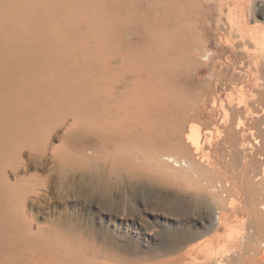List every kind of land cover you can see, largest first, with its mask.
Wrapping results in <instances>:
<instances>
[{"label": "rangeland", "instance_id": "rangeland-1", "mask_svg": "<svg viewBox=\"0 0 264 264\" xmlns=\"http://www.w3.org/2000/svg\"><path fill=\"white\" fill-rule=\"evenodd\" d=\"M229 3L233 1L0 0V18L3 20L0 24V54L19 55L32 50L50 63L52 69L58 67L63 70L60 73L53 71L52 74L42 75L38 72L35 75L34 80L44 82L52 95L48 96L49 116L43 121L40 120L38 128L31 132L29 139L17 144L9 157L12 160L7 162L9 170L13 167L18 168L11 170L12 175L9 176V184L15 193L13 199L15 207L21 206L22 193H27L36 184L44 181L50 186L51 194L46 193L47 196L44 195L40 201L30 200L28 205L30 215L19 212L27 229L35 232L38 231V227L45 228L44 231L54 228L56 232L65 230L64 234L51 236V240L49 239L51 247L46 254L55 255L61 260L75 257L86 264H96L98 259L106 257H111L114 264H170L168 259H175L176 264L195 262L200 261L204 253L211 249H214L215 253L219 252L218 255L232 252L236 243L248 233L251 226L257 225L253 207L257 208L256 211L264 224V213L258 206L264 204V148L260 147L264 129L262 123L261 126L258 125L261 128H254L252 125V121L263 119L264 115L256 117L246 112L247 107L258 112L262 110L260 105L250 99V89L232 88L229 92L232 94V100L234 99L233 105L240 106L238 109L242 110V114H237V118L239 116L246 118L247 126L243 130L248 133L247 139L254 145V151L248 150L246 155L237 156L227 144L217 146V142L224 134L217 130H213L212 133L211 139L213 138L212 141L215 142L212 143L213 146L209 145L207 138L203 136L200 152L192 146L190 151H179L167 141L169 134L163 132L141 147L144 159L138 162L133 158V161H129L126 169H123L124 178L118 179L114 173L117 167H113L110 173L111 190L106 200H93L87 196L88 194L81 192L82 180L76 168V161H68L64 157V153L68 152L77 156L74 153L75 144L62 137L63 129L59 127L64 118L73 121V114L63 112L64 107L57 99L61 82L66 81L67 87L70 88L71 84L79 85L83 80L92 83L97 80L99 82L104 80L107 83L113 81V75L118 72L117 67L110 68L111 71L106 72L103 78L98 77L92 66L94 63L92 56L97 54L108 56L110 53L120 51L122 47L124 50L121 51L131 58L130 66L143 68L144 82L179 85L186 91L183 92L184 101L200 105L201 97H205L213 87L198 83L192 73L191 79H187L188 66L186 58L180 55V40L177 38L179 25L177 14L180 9L190 13L191 18L184 21L196 31L197 26L199 32L202 14H207L214 25L219 22V25L223 26L226 23L225 12ZM256 19L264 21L260 14L256 15ZM77 70L83 75L79 76L80 72ZM73 72L75 74H71ZM203 75L215 77L211 70ZM33 94L36 96L38 93ZM223 98L224 104L229 105L225 94L217 99L215 105L217 117L221 114ZM241 98L246 99V102L241 103ZM205 119L197 115L191 122L182 126L181 133L184 134L188 130L190 123H197L201 129L206 128ZM74 134L79 135L78 130H75ZM258 140L259 143H256ZM47 143L58 148L60 152L58 157L46 156L42 151H38L39 147ZM113 150L121 156V152L112 145L104 151L112 156ZM161 150L163 153H176L179 159L186 161H182V166L173 168L170 165L165 167L168 169L157 167L152 164L150 157ZM192 163L196 166L194 171L189 170ZM129 164L131 167H137L138 178H132L129 174ZM213 167L217 168L218 172L212 170ZM253 184L257 189L254 190ZM203 199H207V206ZM110 202L114 210L110 208ZM102 203L107 205L104 206L105 209L102 208ZM82 204L89 206L88 213L83 211ZM109 208L111 211L122 212L121 214L125 216L143 217L151 226L147 235L154 234L158 237L145 241L138 235L134 236L131 228L121 231L111 227L115 244V249L111 253L108 247L101 244L98 237L90 235V227L103 230L98 221L99 213L101 210H110ZM71 214H74L72 217H76L77 220V216L86 217L82 218L84 228L80 227L72 232L66 230V223ZM220 214L227 220V225H219L215 230L210 229L207 226L209 220L216 221ZM165 216L176 217L179 220L173 226L180 232L186 231L188 241L169 255L154 256L156 253L152 254L151 250L168 247L171 242L172 235L165 231L167 226L162 223ZM194 219L205 220L206 224L201 221L194 222ZM111 230L108 231L109 235ZM44 231L39 234L45 235ZM240 262L242 260L237 263Z\"/></svg>", "mask_w": 264, "mask_h": 264}, {"label": "bare ground", "instance_id": "bare-ground-1", "mask_svg": "<svg viewBox=\"0 0 264 264\" xmlns=\"http://www.w3.org/2000/svg\"><path fill=\"white\" fill-rule=\"evenodd\" d=\"M228 1H233V3H229L228 10L225 12L226 23L223 26H220L219 22L214 25L208 19L207 14H202L198 32L197 26L196 31L184 21V19L191 18L190 13L180 9L177 14L179 24L177 38L180 40V55L186 58L188 66L187 79H191L190 74L192 73L198 83L213 87L211 92L201 97L200 105L184 101L183 95L186 91L179 85L144 82L142 80L143 68L130 66L131 58L121 51L124 50L123 47L120 51L110 53L108 56L103 54L92 56L94 62L92 66L98 77L103 78L106 72L111 71L110 68L117 67L118 72L113 75V81L107 83L104 80L102 82L97 80L92 83L83 80L79 85L71 84L70 88L67 87L66 81L61 82L57 99L64 107L63 112L73 114V121L64 118L59 123V127L63 129L62 137L74 142V153L77 155L75 157L68 152L64 153V157L68 161H76V168L82 180L81 189L83 190L81 192L88 194L87 196L93 200H106L111 190L110 173L113 167H117L114 173L118 179L124 178L123 169H126L129 161L135 159L139 162L144 159L145 155L141 153V147L163 132L169 134L167 141L179 151H190L192 146L200 152L203 136L207 138L208 144L212 145L215 143L212 141L213 138L211 139L213 130L224 133L223 138L217 142V146L227 144L237 156L244 155L248 150L254 151V145L247 139L248 133L243 130L247 126L246 118L242 116L237 118V114H242V110L238 109L240 106L233 105L234 99L232 100L229 90L232 88L250 89V99L260 105L262 110L258 112L254 108L247 107L246 112L256 117L264 115V21L256 19L257 14L264 17V0ZM222 9L223 6H221ZM219 20L222 19L219 18ZM2 22L0 18V24ZM213 38L215 42L212 41ZM213 43L216 45L214 46ZM210 70L215 73L214 78L207 77L208 74L203 75ZM53 71L63 72L58 67L52 69L50 63L32 50L19 55L0 54V264H86L75 257L61 260L55 255L46 254L51 247L49 243L51 236L64 234L65 230H63L64 233L62 231L58 233L55 228L44 231L45 228L38 227V231L35 232L24 226V220L19 212L30 215L28 209L30 200L40 201L44 198L50 189L47 182L42 181L27 193H22L20 207L18 205L15 207L13 202L15 193L9 184L10 171L18 169L17 167L8 169L7 162L12 160L9 157L13 154L17 144L29 139L31 132L38 128L40 120H45L50 112V106L47 107V103L50 101L48 96L52 95L44 82L34 80L35 75L38 72L42 75L52 74ZM74 72L71 74H75ZM165 73L171 77L170 74ZM80 75H83L82 72L79 73ZM33 92L38 94L34 96ZM224 94L229 105L224 104V98L221 99V114L217 117L215 105L217 99ZM242 101L246 102V99H242L241 103ZM211 102H213L212 106ZM197 115L206 118L207 127L201 129L197 123H190L188 130L182 134V126L191 122ZM261 123L264 129V118L252 121L254 128H261L258 126H261ZM75 130H78L79 135L74 134ZM259 140L256 143H259ZM260 144V147L264 148V138ZM111 145L121 152V156L115 150L112 151L113 157L105 153L104 150ZM52 146L47 143L39 147L38 151H42V154L46 156L58 157L60 153L58 148ZM203 156L205 157L204 154ZM150 161L157 167L168 169L165 167L182 166V161L186 160L179 159L176 153H163L161 150L156 151L150 157ZM129 165V174L132 178H138L137 167ZM195 169L196 166L192 163L189 170L194 171ZM216 169L212 168L218 172ZM78 171L77 174H79ZM253 186L254 190L257 189L254 184ZM203 202L206 205L207 199H203ZM104 206L107 205L102 206L105 209ZM258 206L264 213V204ZM81 207L84 212L88 213L90 210L86 204H82ZM112 209H100L98 221L103 226V230L99 231L90 227V235L98 237L101 244L108 247L111 253L115 249L111 227L121 231L131 228L134 236L138 235L145 241L155 240L158 237L154 234L147 235L151 229L148 220L137 215L125 216L121 214L122 212L111 211ZM256 210L257 208L253 207L257 225H252L249 230L247 229L248 233L240 238L232 252L218 255L219 252L215 253L214 249H211L205 252L203 257L201 256L200 261L179 264H264V224ZM73 215L71 214L66 223V230L69 232L76 231L80 227L84 228L85 225L82 218L86 217L77 216V220L76 217H72ZM31 217L33 218V214ZM176 221H179L176 217H163L162 223L167 226L165 231H168L172 238L168 247L163 246L151 250L152 254L156 253L154 256L169 255L188 241L186 231L180 232L173 226ZM198 221L206 224L205 220L194 222ZM219 225H227V220L222 214L216 221L210 219L207 224L212 230ZM109 230H111L110 235ZM42 231L45 235L39 234ZM126 250L129 251V248L126 247ZM111 260V257L100 258L96 264H114ZM239 260L242 262L237 263ZM175 261V259H168L170 264H176Z\"/></svg>", "mask_w": 264, "mask_h": 264}]
</instances>
